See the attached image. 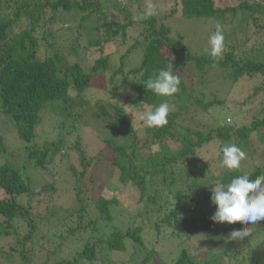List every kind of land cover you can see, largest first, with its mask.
Listing matches in <instances>:
<instances>
[{
    "label": "trees",
    "instance_id": "obj_1",
    "mask_svg": "<svg viewBox=\"0 0 264 264\" xmlns=\"http://www.w3.org/2000/svg\"><path fill=\"white\" fill-rule=\"evenodd\" d=\"M180 2L183 18H214L220 23H228L241 16L242 19H238L240 25L248 22L264 33V0ZM125 8V5L120 7L118 0H0V112L13 119L19 139L26 143L23 149L25 158L21 162L17 159L0 160V190L4 194L0 196V234L4 237L17 236V228H26L16 238L17 247L12 246L10 250L11 253L21 254L28 262L30 259L27 251H32V247L26 244L29 241L36 242L33 237L37 236V218L32 213L31 198L26 203H21L18 197H35L42 192L51 191L44 204L49 209V214L56 216L57 213L50 209L49 201L57 191L58 184L57 179L53 178L44 183L41 189H34L31 176L25 174L24 170L30 165L33 170H42L48 174L52 170L55 153L67 156L60 153L64 146L60 137L45 141L42 145L33 142L36 126L42 122V114L47 109L61 113L66 120L70 119V132L76 135L70 145H66L69 151L77 154L79 164V169L73 165L69 167L71 177L75 179L73 190L76 201L75 209H70L67 215L70 218L76 212L81 214L88 197L90 202L93 201L99 217L104 220L113 218L111 209L119 203L117 196L108 199L98 194L93 199L96 189L104 188L106 184L94 186L97 176L91 167L100 163L101 157L88 156L82 147L79 131L87 122V119L83 123L81 121L84 115L90 120L91 117L96 120L105 119L120 127L119 139H102L110 147L112 175L117 178V188L128 182L135 187L138 192L137 205L141 211L156 216V232L163 224L171 228L172 233L180 235L188 224L190 235L194 236L200 230L214 226L215 223L210 220L215 212V206L210 200L213 185L210 184L209 177L204 175L210 169L196 157L201 148L215 142L221 150L233 137L238 138L236 144L239 145L242 141L247 143L253 134L264 145V108L250 123L238 127L233 126L235 117L233 125L222 123L207 127L206 130L194 129L180 122L193 107L205 111L223 104L215 97L206 101L192 93L200 80L198 76L202 78L206 68L228 69V76L234 82L244 76L254 75L261 76L264 81V52L260 53L256 49L255 55L238 57L235 47L224 41L222 54L213 60L208 53H193L181 40L172 36L171 27L165 20L174 14L176 8H172L169 14L155 15L139 21H134V15ZM115 11L123 13L124 19H111L110 14ZM138 11L142 12L143 9L138 8ZM91 14L95 15L94 21L88 19ZM227 15H230L229 21H225ZM55 21L61 22V25L54 28L52 25ZM66 24L68 26L65 27ZM79 29L92 35L88 44L96 46L95 50L99 53L91 63L87 59L86 48L76 42L79 37L74 38L75 32L80 33ZM55 35L71 41L68 46L56 43L58 47L67 48L64 53L52 48ZM246 37L252 43L253 38L250 35ZM41 40L46 42L44 51L51 52L40 55ZM116 40L120 43L134 41L129 45L127 53L120 57L118 66L111 68V56L104 52V46ZM137 49L141 51V61L129 68L124 59L130 51ZM71 55L72 58H69ZM161 69H171L173 75L180 77V90L172 97L157 96L144 87L145 82ZM183 70L189 73L196 71V81L183 77ZM93 83L103 89L105 95L102 100L95 101L94 98L85 96L87 88ZM260 89L257 87L254 92ZM115 92L122 93V103L116 96L107 100L106 95ZM165 101L170 107L167 125L149 128L143 123L144 130L139 132L127 109L133 112L154 109ZM237 114L241 118V111ZM66 120L60 122V126ZM174 144L176 148L173 147ZM8 149L9 145L0 133V155L6 156ZM243 174L238 169L227 171L219 178V183L227 184ZM249 174L250 179H254L264 174V171L256 167ZM178 183L182 185L180 188ZM175 185L178 188L172 193L173 201L168 205L171 199L167 194L164 196L163 191L165 187L171 191V187ZM99 217L89 224L98 228L96 221L98 223ZM83 228L73 227L72 232L66 229V233H59L58 236L66 240L69 235H74ZM252 228L250 235L243 239L225 241V247L216 252L213 258L196 259L183 248L170 264H224L221 262L224 256L228 260H234L236 264H264V221ZM235 229L241 228L237 226ZM140 230L141 226L131 225L109 231L104 229L101 236L95 239L88 237L72 257L53 264H92L98 259L108 264H119L114 251L125 252L132 243L144 246ZM224 230L229 229L225 227ZM59 251L56 247L48 253L57 254ZM8 254L9 252L6 253L7 258ZM155 254V247L151 248L143 262L158 264L152 262Z\"/></svg>",
    "mask_w": 264,
    "mask_h": 264
},
{
    "label": "rangeland",
    "instance_id": "obj_2",
    "mask_svg": "<svg viewBox=\"0 0 264 264\" xmlns=\"http://www.w3.org/2000/svg\"><path fill=\"white\" fill-rule=\"evenodd\" d=\"M158 9V16L162 14H169L172 8H176L174 14L169 16L165 21L168 22L171 27V34L176 39L182 41L185 47H188L193 53H207L205 49L209 47L208 38L211 32L216 30V26L219 25L220 29L225 36L224 41L231 44L238 57L244 55L252 56L255 55L256 49L260 53L264 52V33L262 30H258L252 24L248 22L240 25L238 19H242L241 16L236 17L228 23H220L218 19H200V18H183L181 16V2L180 0H152ZM120 7L126 6V10L131 12L133 15L139 13L138 8L143 10L147 6L148 0H118ZM127 11V12H128ZM242 14V13H239ZM111 19L122 20L124 14L118 11L110 14ZM230 15L226 16L225 21H229ZM89 21H94L95 15L91 14L88 18ZM244 21V19H243ZM61 22L55 21L52 25L54 28L59 27ZM68 26L67 24L65 27ZM59 30V29H58ZM80 33L75 32L74 38L78 36L76 41L81 47L86 48L87 59L91 63L97 56L96 46L88 44V39L92 36L90 33L79 29ZM253 38L252 43H249L246 36ZM136 37V35H135ZM56 40H52V48L57 51L65 52L66 47L70 45L69 39H61L55 35ZM134 40H129L128 43H120L118 40L104 46V52L110 54V67L116 68L119 64L120 57L127 53L129 45ZM41 50L40 55L51 52L44 51V45L46 42L40 41ZM56 43L63 44L65 46L58 47ZM113 57V58H112ZM72 58V55L69 56ZM141 51H130L125 57L127 67L136 66L141 61ZM193 70L191 67H189ZM196 73V71H194ZM194 72L189 73L183 70L181 74L186 79L193 78L196 81ZM194 74V75H193ZM204 76L197 81L195 88L192 93L199 97H203L206 101L211 100L213 97L220 100L223 104L217 107H211L209 110H202L198 107H193L188 113L181 118L180 122L185 126H191L194 129L206 130L207 127L217 126L222 123H229L233 125V117H235V123L233 126L238 127L242 124H248L252 121L255 115L264 108V81L259 75L252 77L244 76L234 82L232 78L228 76V69L222 68H206L203 73ZM132 81L129 82L131 85ZM260 87V91L254 92V90ZM105 95L103 89H100L95 83L88 87L85 96L94 98L95 101L102 100ZM107 100L114 98L119 102H123L122 93H108ZM192 98V97H191ZM172 107L174 105L172 104ZM145 108V107H144ZM129 111V116L134 124L135 128L140 132L144 130L143 122L139 119V115L142 110ZM147 110V109H146ZM238 111H241V118L238 116ZM86 114L90 115L89 112ZM230 118V120H228ZM87 119L86 124L81 126L79 131L82 147L85 148L87 155L101 157L100 163H96L91 167V170L97 176L94 186L104 183V188L96 189L93 199L97 195L101 194L108 199L117 196L119 203L113 205L111 209L113 218L110 220H104L99 217V213L94 207L93 201L90 202L89 197L86 199L87 204L82 210L81 214L75 213L71 218L67 215L70 209H75L76 201L74 198V184L75 179L71 177V171L69 167L73 165L76 169H79L77 154L69 151L66 145H70V142L74 140L75 134L71 133L70 119L66 120V117L61 113H54L51 109H47L42 114V122L36 126V136L34 143L42 145L45 141H51L57 138H62L64 146H62L60 153L67 154L62 157L55 153V161L52 166L50 173L43 172L42 170H33L28 166L27 170H24L25 174L31 176V180L34 182V189H41L44 183L50 182L53 178L57 179V191L54 192L52 200L49 201V206L52 211L57 213L56 216L49 214V209L45 206L47 194L51 191L42 192L38 196H22L18 197L19 202L26 203L28 198H31V205H33L32 213L37 218V236L33 237L36 242H30L26 244L28 247H32V251H27L30 261L25 260L19 253H11L12 246L17 247V239L25 229L17 228V236H5L0 234V264H53L61 259L70 258L72 255L82 248L83 242L88 237H97L102 235V230H111L112 228L127 226H141L140 234L144 240V246H139L135 243L130 245V248L125 252L114 251V256L117 259V263L121 264H149V262H143V259L151 248L156 249L155 259L152 262L158 264H170L180 249H186L196 259H202L204 257L213 258L216 252H220L225 247V241L228 240L229 234L235 230V227L240 228L248 227L250 232L253 225L243 224H219L215 223L213 227L208 229H202L199 234L194 236L190 235L189 225L184 226V231L180 235L172 233V229L161 225L159 230L156 232L154 222L156 219L155 215L145 214L141 211L137 205L138 192L130 182L123 187H118V181L116 176L112 175V168L110 160L112 158L110 147L105 145L102 139L104 137H114L119 139L121 135V129L117 125L108 123L105 119L96 120L91 117V120L87 116L81 118L82 123ZM225 119V121L223 120ZM65 121L63 126H60V122ZM182 129V128H181ZM0 133L4 136L5 141L9 145L8 153L6 156L0 155V160H11L17 159L21 162L25 158L24 146L26 145L21 139H19L15 123L13 119L7 115H3L0 112ZM238 141L237 137H233L228 144H236ZM224 145V146H225ZM176 144L173 145L174 148ZM245 153L246 158L241 161V167L238 169L244 173H251L256 167H260L264 171V145L258 140V137L254 134L248 139V142H240L239 145ZM157 148V147H156ZM221 150L215 142H211L205 145L196 154V157L202 161L206 167L210 170L204 172L210 179V184L219 182V178L224 175L225 172L229 171L226 168L221 167ZM177 172V169H176ZM183 179L182 175H179ZM179 185V188L182 186ZM171 187V191L165 187L163 195H168L172 203L173 195L178 186ZM34 186V185H33ZM162 186V185H160ZM214 187V185L212 186ZM116 188V189H115ZM184 187L182 188V191ZM3 190H0V196H3ZM167 206V205H166ZM168 210V207H167ZM99 217V221L95 225H90L89 222ZM86 225V228H85ZM57 226V228H56ZM73 227L82 228V230L76 232L74 235H69L68 238L62 239L58 236L59 233H66V229H70L72 232ZM101 227V229H100ZM228 227V231L224 230ZM56 230V233H55ZM102 232V233H101ZM101 233V234H100ZM61 235V234H60ZM264 237V236H263ZM260 237V239H263ZM93 240V238H92ZM64 242H66L64 244ZM61 243V244H60ZM59 248L60 251L57 254L48 253L54 248ZM5 251V252H4ZM9 252L8 258L6 253ZM12 254V255H11ZM221 257H219L220 260ZM229 261V262H228ZM221 262L224 264H236L234 260H228L226 257L221 258ZM92 264H108L107 262L96 260Z\"/></svg>",
    "mask_w": 264,
    "mask_h": 264
},
{
    "label": "clouds",
    "instance_id": "obj_3",
    "mask_svg": "<svg viewBox=\"0 0 264 264\" xmlns=\"http://www.w3.org/2000/svg\"><path fill=\"white\" fill-rule=\"evenodd\" d=\"M158 14V9L152 0L142 12L134 15V21L146 20ZM224 35L220 26L211 32L208 38L209 47L205 52L213 59H217L224 50ZM180 77L173 75L171 69H161L154 73L146 82L145 89L151 90L161 97H172L180 89ZM169 104L165 101L154 109H147L140 113L139 119L149 128L163 127L168 123ZM221 167L231 171L241 167V161L246 158V153L235 144H228L221 148ZM211 189V203L215 212L210 220L219 224L255 225L264 221V174L250 179L249 173L237 176L227 184L215 183ZM248 227L233 230L228 240L243 239L250 235Z\"/></svg>",
    "mask_w": 264,
    "mask_h": 264
}]
</instances>
